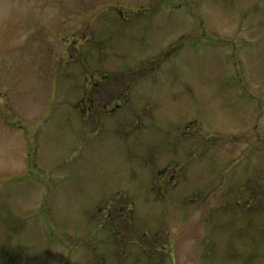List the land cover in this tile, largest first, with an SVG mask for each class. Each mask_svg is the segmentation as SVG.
Masks as SVG:
<instances>
[{"label": "rangeland", "instance_id": "374dc122", "mask_svg": "<svg viewBox=\"0 0 264 264\" xmlns=\"http://www.w3.org/2000/svg\"><path fill=\"white\" fill-rule=\"evenodd\" d=\"M263 139L264 0H0V264H264Z\"/></svg>", "mask_w": 264, "mask_h": 264}, {"label": "trees", "instance_id": "16d2710c", "mask_svg": "<svg viewBox=\"0 0 264 264\" xmlns=\"http://www.w3.org/2000/svg\"><path fill=\"white\" fill-rule=\"evenodd\" d=\"M194 15H195V14H194ZM86 76H87V75H86ZM106 77L111 78V77H109V76H107V75H106ZM163 174H164V172H159V173H158V175H159L161 178H164V175H163ZM144 236H147V232H144ZM170 253H171V252H170Z\"/></svg>", "mask_w": 264, "mask_h": 264}]
</instances>
